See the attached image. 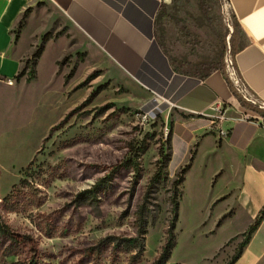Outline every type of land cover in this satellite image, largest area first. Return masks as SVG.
<instances>
[{
  "label": "rangeland",
  "instance_id": "obj_1",
  "mask_svg": "<svg viewBox=\"0 0 264 264\" xmlns=\"http://www.w3.org/2000/svg\"><path fill=\"white\" fill-rule=\"evenodd\" d=\"M202 1L204 10L198 0L163 1L169 19L157 42L177 71L224 63L239 43L224 1ZM22 16L15 31L23 28L29 52L18 78L27 81L0 86V223L10 233L0 232V264H152L166 241L175 181L189 163L164 264H225L259 215L250 217L252 197L241 190L244 163L213 135L178 131L180 112L116 73L55 7L37 1ZM226 117L214 108L204 133L227 135ZM104 177L109 183L91 203L83 192ZM143 203L139 254L118 239L137 237Z\"/></svg>",
  "mask_w": 264,
  "mask_h": 264
},
{
  "label": "crops",
  "instance_id": "obj_2",
  "mask_svg": "<svg viewBox=\"0 0 264 264\" xmlns=\"http://www.w3.org/2000/svg\"><path fill=\"white\" fill-rule=\"evenodd\" d=\"M37 1L63 14L71 30L100 52L116 73L149 91L166 107L177 109L180 117L173 122L178 131L201 130V139L213 135L219 145L235 153L245 167L241 190L252 197L249 213L256 217L264 205V119L252 107L254 103L238 93L225 69L201 78L172 68L154 35L155 17L165 0H0V86L14 89L27 81L25 76L16 78L29 47L24 50L21 43L23 28L15 31V27ZM227 1L241 35L232 54L233 66L263 106L254 105L264 110V0ZM219 106L227 111L221 126L229 128L222 137L217 131L204 133L202 129L203 117ZM258 163L263 171L254 166ZM263 255L264 216L233 264H257Z\"/></svg>",
  "mask_w": 264,
  "mask_h": 264
},
{
  "label": "trees",
  "instance_id": "obj_3",
  "mask_svg": "<svg viewBox=\"0 0 264 264\" xmlns=\"http://www.w3.org/2000/svg\"><path fill=\"white\" fill-rule=\"evenodd\" d=\"M199 3V7L200 9L204 10V5H202L203 1L202 0H198ZM166 3L162 2L159 6V9L157 11L156 17H155V21H154V35H155V39L157 41V39L159 38L160 33L164 30V27L169 19V15L166 11ZM23 18V16H22ZM232 20H233V24L239 28V25L236 23V21L234 20V18L231 16ZM19 25L21 24V21L19 20ZM174 23L176 24V26H178L180 29H184V25H183V21L180 18H175L174 19ZM39 52V49L37 50V52L34 53L33 56H36ZM235 49L232 50V54H234ZM174 70H178L175 67H172ZM199 69H201V71L199 72ZM23 70V69H22ZM21 70V71H22ZM215 70H221L224 71V63L221 62H214V63H209V62H201L198 64V71L193 69V70H189V71H182V72H186V73H193L195 75L200 76L201 78L207 76L208 74H210L211 72L215 71ZM21 71L18 73V75L16 76V78L19 77V75L21 74ZM254 110L256 112H258L260 114V116L262 117V119H264V110L263 109H259L257 107H254ZM30 164V163H29ZM190 163L184 165L181 168L180 174H179V178L178 180L175 181V192H174V196L172 199V219L169 223L168 226V230H167V237H166V241L162 246V249L158 255V257L154 260V262L152 264H164L170 257L172 249L175 245V233H174V229H175V223L177 221V216H178V204H179V199L181 197V193L179 190V186L183 180V175L185 174L186 170L189 168ZM137 177L138 175H136L134 177V182L137 181ZM157 176L155 174V176H152L150 179V185H152V183H154L157 179ZM107 179H110V177H104L100 180H98L90 189H86L83 194L85 198H88L91 203H96L97 199L96 197V193L98 192V190L100 189V187L105 186L109 183V181ZM149 185V187H150ZM148 192V191H147ZM147 193L144 195V200H146L147 198ZM95 205V204H94ZM145 212H146V206L145 204H141L138 207V210L136 212V227H137V237L132 238V239H126L125 241L118 239L119 242H121V244L119 245L118 242H116L115 246H121L123 249H130L132 248H138V253L140 254L141 250H143V237L146 233V220H145ZM264 214V209L261 210L259 212V215H257L255 222L248 228V230L246 231V234L244 235L243 241L240 244V247L234 252V254L232 255V257L225 263V264H233L236 259L240 256L241 251L243 246L248 242L251 233L253 232V230L255 229L256 225L258 224L260 218L263 216ZM0 232L6 236H8L10 238V233L8 231V228L3 225L2 223H0ZM113 237H109L106 238L108 240H112ZM102 242L106 241L101 240ZM136 256V255H135ZM132 256V259L134 260L136 257Z\"/></svg>",
  "mask_w": 264,
  "mask_h": 264
},
{
  "label": "built area",
  "instance_id": "obj_4",
  "mask_svg": "<svg viewBox=\"0 0 264 264\" xmlns=\"http://www.w3.org/2000/svg\"><path fill=\"white\" fill-rule=\"evenodd\" d=\"M224 1V6L229 7L228 5V1L227 0H223ZM224 69L226 70L229 79L232 81L233 85L235 86V88L237 89L238 93L241 94V96L247 100L252 101L254 104H258L257 99H255L247 90V88L243 85V83L240 81L237 72L235 71V68L233 66L232 63V57L228 58L227 56L225 57L224 60ZM8 84L12 83V80H7ZM250 98H252L253 100H251ZM259 106H263V105H259ZM217 108V107H215Z\"/></svg>",
  "mask_w": 264,
  "mask_h": 264
}]
</instances>
